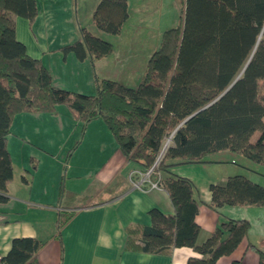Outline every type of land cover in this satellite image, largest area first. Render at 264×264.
Wrapping results in <instances>:
<instances>
[{
	"label": "trees",
	"instance_id": "obj_1",
	"mask_svg": "<svg viewBox=\"0 0 264 264\" xmlns=\"http://www.w3.org/2000/svg\"><path fill=\"white\" fill-rule=\"evenodd\" d=\"M11 15L32 21L36 1L0 0V204L8 200L6 188L13 177L6 146L13 116L50 113L65 105L83 123L101 118L127 162L141 172L152 168L150 181L169 196L173 214L151 209L150 226L126 229L127 248L161 254L188 247L201 256L185 264H215L232 253L245 237L248 223L228 220L198 244L195 188L171 169L207 163L208 155L222 151L264 165V0H184L182 18L162 34L139 84L131 88L96 80V94L91 96L53 85L49 71L16 40ZM127 16L124 0H101L92 21L99 31L117 35ZM60 50L72 52L79 61H94L109 56L112 45L81 29V40ZM242 70L223 96L183 122L215 100ZM166 138L170 144L163 147ZM209 191V207L214 210L264 206V186L242 175L211 184ZM72 215L59 214L57 230ZM40 248L36 239L14 238L2 261L39 264Z\"/></svg>",
	"mask_w": 264,
	"mask_h": 264
},
{
	"label": "crops",
	"instance_id": "obj_2",
	"mask_svg": "<svg viewBox=\"0 0 264 264\" xmlns=\"http://www.w3.org/2000/svg\"><path fill=\"white\" fill-rule=\"evenodd\" d=\"M35 1L39 6L32 21L11 15L16 40L24 45L29 57L39 60L49 71L55 87L85 93L80 88L73 90L60 82L54 83L51 65L60 56V60L65 62L76 60L79 66L91 61L90 58L79 61L72 52L63 54L60 48L81 40V29L92 32L78 19L75 21L78 29L72 38H51L42 26L46 19L53 18L57 8L67 7L68 10L71 6L76 15L78 0ZM100 1L95 3L94 11ZM124 1L128 21L131 18L130 6L128 0ZM126 21L121 30H124ZM93 35L100 38L110 34L96 28ZM128 47L130 53L132 48ZM108 58L91 61V68L103 64ZM145 68L136 78H140L138 84ZM60 106L63 105L56 106L50 113L31 112L13 116L6 138L13 177L6 188L8 200L0 204V253L3 256L7 254L14 238H33L41 243L36 255L39 264H185L191 258H200L188 247L173 248L161 254L127 248L126 229L132 225L150 226L148 212L151 209L158 208L164 214H173L169 196L161 188L133 187L128 176L139 168L127 162L101 118L83 123L65 105L66 110ZM72 137L77 140L67 152L69 161L65 166L66 174H63V167L60 170L55 155L57 151L59 154L64 151ZM80 149V157L71 163ZM207 159V163L184 164L171 169L174 175L191 181L195 188L194 198L198 202L195 223L200 228L197 243H203L221 223L243 220L249 225L245 237L232 253L220 257L215 264H262L264 206H224L214 210L209 207V186L235 175L264 186V175L257 168L251 170L252 162L247 159L239 167L232 164L224 167L223 163H239L232 157ZM61 213L73 215L57 230ZM226 236L224 234L223 237ZM136 244L140 245V242L136 241Z\"/></svg>",
	"mask_w": 264,
	"mask_h": 264
},
{
	"label": "rangeland",
	"instance_id": "obj_3",
	"mask_svg": "<svg viewBox=\"0 0 264 264\" xmlns=\"http://www.w3.org/2000/svg\"><path fill=\"white\" fill-rule=\"evenodd\" d=\"M97 1L100 0H78L76 15L71 6L68 10H66L67 7L66 9L57 8L53 14V18L46 19V22L42 24L43 29L47 30H44V32L49 33V35L52 36L51 38H72V34L78 29L75 23L78 19L79 23L93 34L96 31V27L93 26L92 15L94 5ZM47 3L49 2H46V4ZM128 3L130 6L131 18L126 21L124 30H121L122 32L120 31L117 35H105L100 37L112 45V53L109 55L108 60L103 64H97V66L95 68L92 67V69L90 60L79 66L76 64L78 62L73 58V63L69 60L65 62L60 60V56L58 59H55L54 63L51 65L54 83L57 84L60 82L59 84L73 88V90H75V88H80L79 90L85 92L82 94L89 96L96 94V80H112L122 85L125 84L124 86L131 88L137 86V82L140 78L138 80L136 78L140 77V72H142L146 66L154 50L159 48L162 34L174 28L182 18L184 0H128ZM37 6H39V4ZM62 7H64V4H62ZM158 8L161 10L160 13ZM147 9H149V11H147ZM68 12L70 14H68ZM43 22L44 21H42V23ZM57 25L58 27H56ZM127 46H129L128 48H132L130 53L127 50ZM94 75H96V78H94ZM60 109L66 110L67 108L63 105L60 106ZM76 140L77 139L72 137L64 151H62L61 154L57 151L55 155V158H57L55 162L58 167H60V170L63 167V174H66L65 166L66 162L68 163L69 161V158L67 160V152L73 147ZM169 144L170 140L166 138L163 142V147ZM82 149L78 151L76 154L78 156H76V158H72L71 163H74L80 157V151ZM233 154L235 156H232ZM221 156L232 157L239 162L236 164L232 162L223 163L224 167H226L225 165L227 164L239 167L241 166V162L247 161L243 156L229 151L218 152L208 155L207 157L216 159ZM251 165V170L257 168L264 175V166H259L254 163ZM216 167L221 166L216 165ZM244 172V174H248L246 171ZM68 174H70V172H68Z\"/></svg>",
	"mask_w": 264,
	"mask_h": 264
},
{
	"label": "built area",
	"instance_id": "obj_4",
	"mask_svg": "<svg viewBox=\"0 0 264 264\" xmlns=\"http://www.w3.org/2000/svg\"><path fill=\"white\" fill-rule=\"evenodd\" d=\"M152 172V168L145 172H141L139 170H133L129 173V180L131 181L133 187L141 188L143 185H148V189L158 188L156 183L150 181V174ZM3 255L0 253V264H4L2 261Z\"/></svg>",
	"mask_w": 264,
	"mask_h": 264
},
{
	"label": "water",
	"instance_id": "obj_5",
	"mask_svg": "<svg viewBox=\"0 0 264 264\" xmlns=\"http://www.w3.org/2000/svg\"><path fill=\"white\" fill-rule=\"evenodd\" d=\"M250 60V59H249ZM249 62V61H248ZM247 62V63H248ZM247 63H246V65H247ZM246 65H245V67H246ZM244 67V68H245ZM244 70V69H243ZM243 70L241 71V73L231 82V84L215 99V100H213L211 103H209L208 105H206V106H204V107H202L201 109H199L198 111H196L195 113H193L192 115H190L189 117H187L183 122H186L189 118H191L192 116H194L195 114H197L199 111H201V110H203V109H205L206 107H208V106H210L211 104H213L214 102H216L221 96H223L232 86H233V84L240 78V76H241V74H242V72H243ZM168 140H170V138H168Z\"/></svg>",
	"mask_w": 264,
	"mask_h": 264
}]
</instances>
